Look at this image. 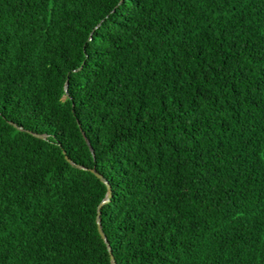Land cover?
I'll return each mask as SVG.
<instances>
[{
    "label": "trees",
    "instance_id": "16d2710c",
    "mask_svg": "<svg viewBox=\"0 0 264 264\" xmlns=\"http://www.w3.org/2000/svg\"><path fill=\"white\" fill-rule=\"evenodd\" d=\"M98 209L115 264H264V0H0V264H111Z\"/></svg>",
    "mask_w": 264,
    "mask_h": 264
},
{
    "label": "water",
    "instance_id": "95a60500",
    "mask_svg": "<svg viewBox=\"0 0 264 264\" xmlns=\"http://www.w3.org/2000/svg\"><path fill=\"white\" fill-rule=\"evenodd\" d=\"M67 87V82L65 83V88ZM14 128H16V129H18V130H20V131H22V129L21 128H18V127H16L14 124H12V123H10ZM35 138H38V139H41V140H46V136L45 135H36V134H32ZM83 135V134H82ZM83 137H84V135H83ZM84 141H85V143H86V145L88 146V149H89V151H90V153H91V155L93 156V152H92V149L90 148V146H89V143H88V141L84 138ZM64 159L67 161V163L68 164H70L71 166H74L75 168H77V169H79V170H87L86 168H83V167H81V166H79V165H75V164H73L72 163V161H70L66 156H64ZM90 171V173L91 174H93L103 185H105V187H106V189H107V193H106V196H105V198L103 199V201L101 202V205H103V204H105V203H107L108 201H109V198H110V194H111V191H110V186H109V184L106 182V180L101 176V175H99L97 172H96V170H94V169H91V170H89ZM101 205H100V207H101ZM99 207V208H100ZM96 224H97V230H98V233H99V235H100V237H101V239L104 241V243H105V245H106V247H107V250H108V254H109V257H110V262H111V264H115V261H114V259H113V256H112V254H111V250H110V247H109V244L107 243V241H106V238H105V236L103 235V233H102V231H101V227H100V217H99V209H98V214H97V218H96Z\"/></svg>",
    "mask_w": 264,
    "mask_h": 264
}]
</instances>
